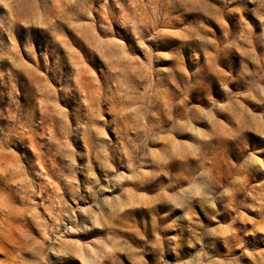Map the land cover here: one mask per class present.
<instances>
[{
    "label": "rangeland",
    "instance_id": "374dc122",
    "mask_svg": "<svg viewBox=\"0 0 264 264\" xmlns=\"http://www.w3.org/2000/svg\"><path fill=\"white\" fill-rule=\"evenodd\" d=\"M0 264H264V0H0Z\"/></svg>",
    "mask_w": 264,
    "mask_h": 264
}]
</instances>
